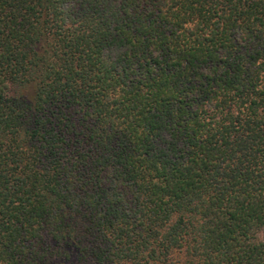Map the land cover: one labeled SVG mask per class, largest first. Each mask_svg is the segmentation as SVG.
<instances>
[{
    "label": "trees",
    "instance_id": "trees-1",
    "mask_svg": "<svg viewBox=\"0 0 264 264\" xmlns=\"http://www.w3.org/2000/svg\"><path fill=\"white\" fill-rule=\"evenodd\" d=\"M0 264H264V0H0Z\"/></svg>",
    "mask_w": 264,
    "mask_h": 264
}]
</instances>
